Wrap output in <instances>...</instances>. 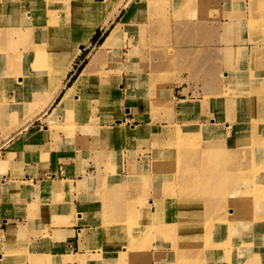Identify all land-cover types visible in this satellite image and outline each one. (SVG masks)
<instances>
[{
  "label": "rangeland",
  "instance_id": "374dc122",
  "mask_svg": "<svg viewBox=\"0 0 264 264\" xmlns=\"http://www.w3.org/2000/svg\"><path fill=\"white\" fill-rule=\"evenodd\" d=\"M18 1L26 7L28 6L27 10L31 12V14L26 17L22 26L31 27L35 24L34 21L36 18L35 12L31 9L33 0ZM100 1L101 0H93V3L99 5ZM201 1L150 0L147 2L145 0V2H142L140 5L142 8L144 7L146 16L142 19V23L137 26L140 29L137 28L134 33L128 31V28L131 27L130 23L135 20L134 18H129L125 27L121 29L122 32L120 31L115 40L105 48H102V45L104 44L106 37L111 33L110 30L116 26L120 17L123 16V13H121L119 18L115 21L116 23L110 26L109 29L106 24L101 25L97 30V34L101 27H103L106 32L108 31V34H106L105 38H100L102 32L98 35L96 34L91 42L81 50L82 53L74 63L73 68L66 69L65 76L60 80V85H64L67 89L74 83L75 79L85 66L94 60V72L92 76L95 75V79L98 81V86L96 85V88L88 86L84 91H80V95L74 106L66 111L68 113L56 115L53 120L49 118V113L55 107L56 102L51 107L47 105V102L50 99L48 90L60 86H58V83H53L52 79L59 77L65 70L57 69L53 63L52 53L55 48L54 45H49L48 37V44L40 46V37L37 36V33L36 35L33 33V36H30L27 40L25 36H18L13 30H4L3 36H5V33L7 32L13 34L14 41L19 40V51H25L27 48H37L44 51L46 53V58L42 57L40 59V64L48 66L49 70L43 71L40 69L39 75L30 77L31 71L29 66L27 68V64L24 63L22 65L23 74L19 75L21 76V79L17 75L14 76L12 80L6 82L5 77H2V72H6L9 68L8 65L3 63V61H0V108L5 105V108L1 113V118L7 123V127L1 124L0 134H4L10 129L15 131L17 128L19 129L15 132H21L27 129L33 121L40 119L36 121L29 130H34L36 127L40 128V126H43V129L47 130L49 134L54 132L56 136L57 134L65 136L68 138L66 141L73 142V144L74 142H77V146L85 148L87 147L85 144L90 146L91 143L93 146L91 152H96L102 144L110 145L111 140L125 141L123 146H119L118 148L121 152H125V150L130 147V149H132L136 146L134 140L139 139L138 136L142 135L143 130L139 127H136V129L134 125H127L125 121L120 118L124 115V118L126 119V116H129L130 114V108H126L124 111V108H122L124 105L122 104V106H118V102L116 103L115 101L118 97V93L121 92L118 85L120 77L123 72L128 73L129 71V69L120 67L125 57L130 62V64H128L129 68L134 70H136L135 68H146L148 71L146 74H151L150 78L152 87L148 90L150 93L142 96L140 99V105L146 107V110L154 108L158 114V116H156L157 118L154 117V121L157 122H161L160 113L162 112L165 113L163 114L165 117H162L163 122L169 121L172 117L167 108L168 105L172 103V87L183 84L180 80L184 79L185 76H187V78L190 76L193 84H199L201 86L218 85L219 80H222L221 84L223 82L221 71L224 67V63L217 58L212 60L213 53L210 51H205L206 57L204 56V52L201 53V61L198 64L195 63L192 70H190V68L186 70H184V68L181 69L183 66L175 63V53L177 51H174L176 49L173 48V45L171 44L173 25L176 26L178 23H181L184 17L190 15V9H193V17L196 16V12L202 10L213 12L214 5L208 4V0ZM16 2L17 0H0V10L9 9V5L15 4ZM204 2H206V5ZM254 2V7L257 9V13L262 15V21L260 22V26L258 25V28L260 32H264V0H254ZM171 7H174L173 12H171ZM196 7L198 8L197 10H195ZM125 10L127 11L126 8L123 11ZM135 11L137 14H140L138 13V6ZM27 12L25 14H27ZM38 17L40 19V14H38ZM255 24L256 21L253 20L249 27L251 30L249 29V31L253 32L254 29L252 28L255 27ZM236 25L238 30L233 32ZM225 29L229 36L233 33L234 36L236 34L235 37L233 36V40H235V38H237L238 41L241 40V35L237 33L240 30L237 20L234 21V25L231 24V26L226 27ZM123 33L124 38H122ZM142 37L144 38V41L142 40ZM76 38L77 35L75 38L69 40L70 47L73 48L76 46ZM137 39L138 41H135ZM132 40L134 41V44L131 43ZM3 46L0 38V48L3 51L0 53V58L3 56L10 57V52L4 49ZM175 46L177 47L179 45L176 44ZM255 46L260 47L259 50H253L254 57L258 59L260 58V53L264 52V43ZM255 46H253L252 49L256 48ZM40 47L44 49H41ZM140 47H142L143 52L139 50ZM180 50H182V48ZM226 51L229 63H233L236 55L239 57L245 55L246 49H236L235 47L230 46L225 49V52ZM140 53L148 60L146 64H139V62H137V56L140 55ZM183 55L187 56L184 53ZM204 58L209 59L206 67L203 64ZM63 60L67 63L64 57ZM199 69L200 72L198 71ZM259 69L261 71H259ZM197 74L198 77H196ZM234 74H236V82L232 81V79H234ZM33 78L36 80V83H39L40 87L37 90L31 89L29 85L30 80ZM175 78L177 80H175ZM240 78L242 80H240ZM226 82L228 83V85L226 83V91H224L226 93L219 94L221 95L219 96V102L223 103L224 100L226 102V107L223 111L224 113H221L220 107L217 106V109H215L214 112H211V118L213 119H211L210 123L206 122L202 127H190L184 125L173 126L171 129L167 125H162L160 127V136L162 137L157 139L155 146L153 145L149 152V164L139 172L133 169L134 166L133 168L131 167L132 169L129 168L128 175H130V177L127 179L126 189L118 190L113 194H107L108 197H106L105 200H107L108 204L104 214H102V219H100V221L97 219V221L90 220L97 228H101L103 233L99 234V236L95 235L92 238L86 236L87 240L82 243V248L90 249L89 247H97L95 245L97 242L103 243V251L110 252L106 255H104L103 252L100 258H104L103 262H108V264H236L234 261L235 243L233 241L232 243L230 242V238L233 235L234 225L229 226L226 230L218 233L219 229L214 228L213 221L220 218L225 209H228L225 208L226 200H229L233 195L234 199L238 198L244 200L245 191L242 190L243 193L240 195L238 194L239 192L236 194L234 190L225 191L228 194L225 195V201L220 203L214 202L213 199L209 197V192L204 190L203 194L200 191L199 195L190 193L185 196L181 195V193L186 191L180 193L173 188L179 183H186L182 181L184 178L182 172H185L182 170L184 166L182 151L187 144L182 138L186 135H191L190 143L192 142L191 144H194V148H200L199 150H190L185 153L187 155L185 162H188L192 167L196 163L199 164L204 160L202 151L209 150L210 145L207 143L209 142V138L212 137H221L225 142L231 139H236L239 140V142L247 143V147L253 149L255 154L262 158L264 153L263 146L259 144L263 143L264 137V61L260 65L259 63L256 66L254 65L253 70L250 69L248 72H239V70H237L227 77ZM120 83L122 84V81ZM20 84L24 85V91L26 92L25 97H21L18 94L17 86ZM168 88H171V90L167 91L166 89ZM114 90L119 92H114ZM164 90H166V92H163ZM127 97L131 100L133 94H128ZM208 97L206 96L205 100H208ZM198 107V101H179V112L185 114L190 112L188 113L189 116L178 115L179 124L186 123L187 120L191 123L198 120L195 116H191V112L195 113V111L198 110ZM202 110L203 113L205 112L204 115H209L206 104H204V109ZM70 115L79 117L74 122L70 121ZM237 116L238 122H236ZM112 117H114L113 121L115 122V127L113 129L119 128L121 134H119L117 138L105 140L100 133L105 130L108 131L113 129L101 125L102 122L108 121ZM214 119L218 120V123L221 125ZM204 134L206 136L201 138ZM55 135L52 134V138H55ZM239 136H241V139H239ZM133 137L137 138L132 139ZM176 137L178 138L179 143L174 141ZM88 141L90 143H88ZM225 142L222 144L226 145ZM106 145L105 147H107ZM138 146V148L141 147L139 142ZM114 147L116 148V146ZM114 147L112 149H115ZM227 147L230 148V146ZM117 152L118 151L115 150L112 153L117 156ZM144 163L142 162L140 165H143ZM172 164H174L173 167H171ZM262 165V162H258L255 166L258 172ZM112 167L111 163H109L107 170L112 171ZM254 169L255 168H249V170ZM233 177L235 179V176ZM240 178L244 179V176L238 174V182L236 185L240 186L241 189H244L246 183L238 184L242 180ZM54 182H56V185H51V188L60 190L62 195L68 193L69 187L67 183L56 181V179ZM63 185L67 186L66 190H64L65 187ZM232 186H234V184H232ZM132 187L137 189H132ZM188 201H194L190 207L193 208L195 205L197 208L196 211H199V214L196 212V214L188 215L187 213L183 214L180 212L183 206L185 208V203H188ZM169 218H178V221L169 222L167 221ZM195 219L204 224H212L206 227L199 226V233H196V231L186 232L184 229L189 227V225L194 224ZM86 223L85 220L80 221V224ZM62 224L68 226L69 222H64ZM126 226L128 227L127 229ZM141 228L146 229V231L143 233ZM61 232L62 231H52L51 227H45L43 231L40 232L42 234L40 235V245L39 247H36L35 245V248L43 250L46 247L47 251L44 254L40 253V261L35 257L31 258L35 259L36 262L40 264L79 263L76 256L82 255L80 252L71 251L70 254L54 256L49 250L50 241H54L55 235ZM51 233L54 234L52 237H50ZM109 234L115 237L107 241V235ZM85 244L91 245L87 246ZM256 244L258 247V239ZM123 247H125L127 251L124 250ZM83 255L85 256L82 258H91V256H93L91 252L86 254L83 253ZM253 255L256 254L253 253ZM95 256L98 257V255ZM15 257L16 256L13 253L0 257V264H3L4 262L12 263ZM117 257L120 258V260H117ZM172 257L173 261H170ZM258 258L260 260L250 259L252 264H264L263 250L258 254ZM32 261H30V263ZM245 261L246 260L243 259L239 264H244ZM93 263L95 264L94 261L91 264Z\"/></svg>",
  "mask_w": 264,
  "mask_h": 264
},
{
  "label": "crops",
  "instance_id": "0c3cea01",
  "mask_svg": "<svg viewBox=\"0 0 264 264\" xmlns=\"http://www.w3.org/2000/svg\"><path fill=\"white\" fill-rule=\"evenodd\" d=\"M135 1L139 3V0ZM207 3L215 6L213 12L202 10L196 12V16L193 17V9H190V15L184 17L181 23L176 26L173 25L171 44L176 49L174 51H177L175 63L183 66L181 69L184 68V70L189 68L192 70L194 64L201 61V53L204 52L205 56V51L212 52V60L217 58L224 63L221 71L222 84V80H219L218 85L201 86L193 84L190 76L189 78L185 76L180 80L183 84L172 87V103L167 107L172 117L169 121L163 122L162 117H165L163 116L165 113L162 112L161 115L159 114L161 122H157L154 121V117L158 116L156 110L154 108L146 110V107L140 105L142 96L150 93L148 90L152 87L151 74H146L148 72L146 68H135L136 70L129 68L130 62L125 57L120 67L129 69V71L128 73L123 72L120 77L122 84L119 82L118 85L121 92L118 93L115 101L118 102V106L124 105L122 107L124 111L126 108H130L129 116H126V119L124 115L120 118L127 125H134L135 128L139 127L143 130L142 135L138 136L139 139L134 140L136 146L132 149L130 147L125 152H121L118 148L123 146L125 141L111 140L110 145L102 144L96 152H91L93 146L89 141L90 146L85 144L87 147L84 148L77 146V142L73 144V142L66 141L68 138L60 134L57 136L54 132L49 134L47 130L43 129V126L29 130L40 119L33 121L27 129L21 132H15L19 129L17 128L15 131L10 129L4 134H0V257L10 253L16 256L12 263L4 262L3 264H40L31 257L40 261V253L44 254L47 251L46 247L43 250L35 248V245L36 247L40 245V235H42L40 232L45 227H51L52 231H62L57 233L55 240L49 243V250L54 256L70 254L71 251L80 252L82 255L91 252L99 257L103 252L104 255L108 254L110 251H103L101 242L95 243L97 247L82 248L84 240L82 241L81 235L85 234L92 238L103 233V230L97 228L90 220L100 221L102 219V214L108 204L105 200L108 193L113 194L118 190L126 189V182L130 177L128 175L129 168L134 166L133 169L139 172L147 167L150 158L149 152L152 146H155L157 139L162 137L160 136V127L162 125H167L170 129L173 126L183 125L202 127L213 119L211 112H214L217 106L220 107L221 113H224L226 102L225 100L223 103L219 102V96H221L219 94L226 93L224 91H226L227 77L237 70L239 72L253 70L254 65H258V63L260 65L264 61V52L260 53L258 59L253 55V50L260 49L255 45L264 43V32H260L258 28L262 21V15L257 13L254 0H208ZM136 5L138 13H140L136 22H139L146 16L144 9L139 4ZM197 9L196 7L195 10ZM171 10L173 12L174 7H171ZM122 13L124 17L127 11ZM235 20L239 23L240 30L237 33L241 35L242 41H238L237 38L233 40L234 33L230 36L226 33L225 28L231 24L234 25ZM253 20L256 21V24L251 32L249 27ZM123 27L125 25H121L120 29ZM237 30L236 25L233 32ZM100 32H102L100 38H105L108 34V31L106 32L103 27L98 31V34ZM122 38H124V33ZM176 44L179 46L176 47ZM230 46L236 49H246L245 55L241 57L236 55L233 63H229L225 49ZM253 46L256 48L252 49ZM181 48L182 50H180ZM139 50L143 52L142 47ZM137 57L139 64H146L148 61L141 53ZM208 61V58L203 59L205 67ZM198 71L200 72V69ZM259 71L261 70L259 69ZM236 74L233 75L232 81H235ZM175 80L177 79L175 78ZM240 80L242 79L240 78ZM166 90L169 91L171 88ZM116 91L114 90V92ZM128 94H133L131 100L127 97ZM206 96H209L208 100H205ZM182 100L199 102L198 110L195 113L191 112V116H195L198 120L193 123L187 120L186 123L179 124L178 115L190 113L179 112L178 102ZM204 104L208 107L209 115L203 113ZM3 110L0 108V126L3 124L7 127V123L1 118ZM113 118L102 122L101 126L113 129L115 127ZM216 122L218 123V120ZM236 122H238V116ZM52 134L55 135L54 139ZM205 136L204 134L201 138ZM134 138L137 137L132 139ZM138 142L141 144L140 148H138ZM238 142L239 140L231 139L225 143L233 150L235 147H240ZM113 147L115 149H112ZM115 150L118 151L117 156L112 153ZM142 162L145 163L140 165ZM109 163L113 166L112 171L107 170ZM55 179L68 184L67 194L62 195L60 190L51 188V185H56ZM63 186L66 190L67 186ZM132 189L137 188L132 187ZM84 220L87 223L80 224V221ZM64 222H69L68 226L63 225ZM53 235L51 233L50 237ZM103 260L104 258L97 264H108ZM30 261L32 262L30 263Z\"/></svg>",
  "mask_w": 264,
  "mask_h": 264
},
{
  "label": "bare ground",
  "instance_id": "6f19581e",
  "mask_svg": "<svg viewBox=\"0 0 264 264\" xmlns=\"http://www.w3.org/2000/svg\"><path fill=\"white\" fill-rule=\"evenodd\" d=\"M146 1L149 2L148 0ZM135 2L136 1L133 0H101L99 5H97L96 3H93V0H33L31 9L35 12L36 18L34 21L35 24L31 27L22 26L26 17L30 15L31 12L27 10L28 6L26 7L18 0L15 4L9 5V9H1L0 38L4 45V49L10 52V57L3 56L0 58V61H3V63L8 65L9 68L6 72H2V77H5V81L7 82L12 80L14 76L22 75V65L24 63L27 64V68L29 66L31 71V75L29 74L30 77L39 75L40 69L43 71L49 70L48 66L40 64V59L42 57L46 58V53L44 51L37 48H27L25 51H19V40L14 41V36L11 33L6 32L5 36H3L4 30H13L18 36H25L27 40L30 36H33V33L35 35L37 33V36L40 37V46L43 44L47 45L49 37V45H54L55 47L52 53L53 63L57 69H65L59 77L52 79V82L55 84L58 83L59 86L61 78L66 74V69L73 68L74 63L82 53L81 50L91 42L101 25L106 24L109 29L110 26L116 23L115 21L119 18L122 11L125 8L127 9L125 16H121L116 26L110 30L111 33L106 37L102 48L110 45L111 42L115 40L116 36H118L119 30H121V25H126L129 18H134L135 20L131 23V27L128 28V31L134 33V31L139 28L137 26L142 23V18L139 22H136L140 15L135 11L137 7L136 4L141 5L145 0H139V3L136 2V4ZM26 12L27 14H25ZM38 14H40V19ZM76 35V46L72 48L70 47L69 40L75 38ZM143 37L142 40L144 41ZM135 41H138V39ZM131 43L134 44V41L132 40ZM2 52L3 51L0 48V53ZM63 57L66 59L67 63L64 62ZM94 62L95 61L93 60L86 65L75 79L74 83L67 89L64 85H60L61 87L59 86L48 90L51 97L49 96L50 99L48 98L47 105L51 107L56 102L55 107L49 113V118L53 120L56 115L67 114L68 112L66 111L74 106L80 95V91H84L88 86L93 88L98 86V81L95 79V75L92 76L94 72ZM19 77L21 79V76ZM29 85L31 89L34 90H37L40 87L39 83H36L34 78L30 80ZM17 91L21 97H25L26 92L24 91L23 84L17 86ZM1 108L4 109L5 105L1 106ZM78 117L70 115L69 119L70 121L75 122ZM119 134H121L119 128L108 131L105 130L100 133L105 140L117 138ZM190 137L191 135H186L183 138L181 137L183 141L187 143L185 149L182 151L184 166L183 169L181 168L185 171L182 172L184 174L182 181L186 183H179L177 186L175 185V187H173L174 190H177L180 193L186 191L181 193V195L185 196L190 193L199 195L200 191L203 194L204 190L209 192V197L213 199L214 202L220 203L225 201V195L228 194L225 191L234 190L236 194L239 192L238 194L240 195L243 193L242 190H244V200L238 198L234 199V195L233 197H230L229 200H226L225 208L228 209H225L220 218L213 221L214 228H218V233H221L229 226L234 225L233 235L230 238V242L232 243L233 241L235 243L234 261L236 264H239L243 259L246 260L244 264H252L251 260H260L258 254L261 253V250L264 251V153L262 158H260L255 154L253 149L247 147V143L238 142V146L240 147L233 148L232 150V148H228L226 145L222 144L225 141L224 139L222 140L221 137H208L209 142L207 144L210 145V148L207 151H202L204 160L202 159L203 161L201 163H196L192 167L188 162H185V158L187 157L185 153L190 150H199L200 148L196 149L193 147L194 144L192 145V142L190 143ZM174 141L179 143L177 137ZM259 145L263 146L264 151V137L263 143ZM258 162L263 163L259 168V172L255 167ZM173 166L174 164H172L171 167ZM249 168L255 169L249 170ZM238 174L244 176V179L240 178L242 180L238 183L244 184L245 182L246 187L244 189H241L240 186L236 185L238 182ZM233 176H235V179ZM232 184H234V186H232ZM52 189L56 190V188ZM193 202L194 201H188V203H185V208L183 206L184 209L182 208L180 212L183 214L187 213L188 215L196 214V206L194 205L193 208L190 207ZM197 213L199 214V211ZM177 219L178 218H169L167 221H178ZM211 224L212 223L204 224L195 219V223L189 225V227L184 230H186V232L196 231V233H199V226L206 227ZM127 228L128 227L126 226V229ZM141 230H143V233L146 231L144 228H141ZM114 237L115 236L111 234L107 235V241ZM81 238L82 241L84 240L82 243L87 240L85 234H82ZM257 239L259 240L258 247L256 244ZM123 248L127 251L125 247ZM253 253L256 255H253ZM84 256L85 255L76 256L79 263H92L94 261L95 264H97L98 261L103 259L94 254L91 258L86 257L87 259L82 258ZM116 259L120 260L118 257ZM170 261H173V257Z\"/></svg>",
  "mask_w": 264,
  "mask_h": 264
}]
</instances>
